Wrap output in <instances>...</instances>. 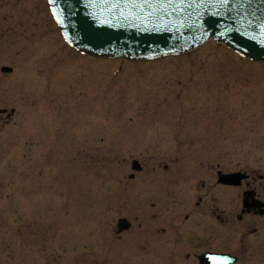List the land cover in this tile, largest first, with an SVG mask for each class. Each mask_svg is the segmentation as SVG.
Masks as SVG:
<instances>
[{"label":"rangeland","instance_id":"rangeland-1","mask_svg":"<svg viewBox=\"0 0 264 264\" xmlns=\"http://www.w3.org/2000/svg\"><path fill=\"white\" fill-rule=\"evenodd\" d=\"M119 62L69 47L47 0H0V264H154L156 239L166 249L173 236L188 264L208 249L264 264V216L234 218L216 181L219 169L264 176V62L213 40ZM133 159L143 170L131 179ZM215 206L228 232L207 218ZM120 217L129 230L117 232Z\"/></svg>","mask_w":264,"mask_h":264},{"label":"water","instance_id":"water-1","mask_svg":"<svg viewBox=\"0 0 264 264\" xmlns=\"http://www.w3.org/2000/svg\"><path fill=\"white\" fill-rule=\"evenodd\" d=\"M171 1L149 0L154 7L137 8L131 0H69L75 7L70 13L66 0H59L57 8L67 15L68 22L61 24L77 26L82 35L76 45L85 52L138 59L179 52L218 36L241 53L264 60V0H178L174 6ZM135 2L143 5V0ZM182 34L191 36L187 47L181 46ZM222 180L239 183L235 175Z\"/></svg>","mask_w":264,"mask_h":264},{"label":"flooded vegetation","instance_id":"flooded-vegetation-1","mask_svg":"<svg viewBox=\"0 0 264 264\" xmlns=\"http://www.w3.org/2000/svg\"><path fill=\"white\" fill-rule=\"evenodd\" d=\"M219 167V166H218ZM220 170V169H219ZM218 177V173H216V178ZM209 180H211V177L209 178ZM171 181V180H170ZM263 181V182H262ZM201 183H198V180L196 182H194L192 184V186H198L200 187ZM219 185H222L220 183H218ZM224 187H226L227 189H229V196L227 198L226 203H228L229 206L233 205V210H237L240 209L239 213V217L237 216V220H245L246 217L248 216H252L253 218L255 216H259V210L264 208V176L261 178V181L258 182V178L255 176H250L249 174H247V177L243 180V182L241 183V185L239 186H231V185H222ZM203 187V185H202ZM237 188H239L240 193L239 195H237ZM247 192H253L254 195L253 196H246ZM175 194H177V192H174ZM204 195H198L195 196V204L197 206H200L201 203H203L204 201ZM245 198V200H244ZM254 199H258L259 201H261L263 203V206L261 208L259 207H255L252 206L254 204ZM188 201H191V199H186V203H188ZM193 201V200H192ZM215 201V200H214ZM245 201H248V203L250 204V206L248 207L247 205H245ZM210 205H208L209 207ZM220 206H221V202H220ZM220 206H215L213 208V212L212 214L210 213V215H207V218L209 220H211L213 223H215V229L218 233L221 234V232H223V230H225L226 232H228V229L226 228V223L229 220V212H226V210H222L220 208ZM156 207V203H152L150 205V210L154 209ZM187 207V206H186ZM211 209V207H210ZM225 209V208H224ZM185 211V210H184ZM199 214H201V212H199ZM234 214V218L237 215V211L236 213L233 212ZM204 215V214H201ZM153 216L156 218V213L153 214ZM179 218V217H178ZM190 219V216H186V222ZM178 223L176 226H173L172 230L175 232L176 234H181V231L183 230V227L185 224L181 225L179 223V219H177ZM215 221V222H214ZM152 228L154 230H156L157 233H159V231H161L162 234L167 232V228L166 227H160L157 228V226H152ZM171 228L168 231V235L167 236H173V232L171 230ZM226 228V229H225ZM210 230V229H209ZM222 230V231H220ZM257 228H254L253 231L254 233L257 232ZM212 231V230H210ZM220 231V232H219ZM153 236L159 237V235L154 234ZM170 239V238H169ZM184 237H180V236H173L171 243H169V245H167L166 249H164L163 244L161 243V241L159 238L156 239V245H158L159 247H155L152 248V250H150V252H148L149 255H161V253L163 251H165L168 255V258L166 259L169 264H182L185 260H190V258L192 257V253L191 252H185L187 250L186 244L184 243ZM246 245V244H245ZM249 247L247 246L246 249H248ZM207 251H211V250H207ZM225 252H230V251H225ZM151 253V254H150ZM144 256H146V254H144ZM199 257V255H198ZM198 257H194L198 259ZM160 260L162 261V259L160 258ZM154 264H160L158 263H154Z\"/></svg>","mask_w":264,"mask_h":264},{"label":"snow or ice","instance_id":"snow-or-ice-1","mask_svg":"<svg viewBox=\"0 0 264 264\" xmlns=\"http://www.w3.org/2000/svg\"><path fill=\"white\" fill-rule=\"evenodd\" d=\"M50 2H51V0H50ZM131 4H132V6L137 7V8L142 7V6L154 7V5H152V4L149 3V0H143V5L137 4V3L135 2V0H131ZM115 6H116V5H114V7H115ZM161 6H162V5H161ZM53 15H56L55 10H53ZM208 259H209L210 261H213L214 264H215V262H217L219 258H218L216 255H209Z\"/></svg>","mask_w":264,"mask_h":264},{"label":"bare ground","instance_id":"bare-ground-1","mask_svg":"<svg viewBox=\"0 0 264 264\" xmlns=\"http://www.w3.org/2000/svg\"><path fill=\"white\" fill-rule=\"evenodd\" d=\"M60 23V25H61V22H59Z\"/></svg>","mask_w":264,"mask_h":264}]
</instances>
